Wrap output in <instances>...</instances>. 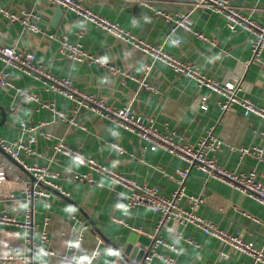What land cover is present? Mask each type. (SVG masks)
Returning <instances> with one entry per match:
<instances>
[{
	"label": "crops",
	"instance_id": "0c3cea01",
	"mask_svg": "<svg viewBox=\"0 0 264 264\" xmlns=\"http://www.w3.org/2000/svg\"><path fill=\"white\" fill-rule=\"evenodd\" d=\"M147 1L152 8L128 0H82L94 13L117 23L137 39L162 46L172 57L193 65L202 76L220 83L238 84L241 97L264 109V47L259 58L253 59L254 35L250 30L239 27L231 31L223 14L195 7L194 0ZM230 1L245 17L256 24H264V0ZM0 9L16 15L35 11L40 16L38 25L42 29V32L27 30L22 23L0 11L1 46L32 53L34 62L43 70L71 80L77 90L103 99L108 105L118 108L130 102L136 115L150 119L157 131L173 142L194 144L212 129L218 147L208 151V157L230 171H255L256 178L264 183V162L241 152L242 149H264V118L244 115L239 105H232L221 113L219 104L224 98L219 93L206 86L198 87L195 80L175 73L160 61L151 63L146 71L150 60L138 47L82 21L63 7L49 5L47 0H0ZM155 10L161 14H156ZM177 14L188 15L192 32L177 28L168 37L170 22L165 16ZM50 33L54 38L49 37ZM198 33L207 39L198 37ZM61 35L70 42L80 43L86 51L133 78L123 82L105 67L63 57L58 51ZM0 72L12 83L10 87L0 88V139L14 141L29 135L35 137L32 148L36 154L29 156L21 151V158L26 163L35 162L56 172L55 182L60 193L82 209L104 236V239L98 236L74 204L50 191V196L34 201L33 219L39 231L47 232L46 246L53 254L37 251L24 263L10 261L8 264H73L66 258L69 254L66 243L82 223H86L87 228L81 229L83 239L77 253L80 260L90 257L97 248L99 255L94 264H127L113 247L120 250L133 235L143 240L145 249L150 247L158 215L144 206L129 207L128 190L91 168L89 160L127 180L155 186L166 197L179 187L173 179L180 178L176 171L189 169L183 183L185 197L181 198L180 206L190 209L187 196L200 197L202 203L193 207L197 216L229 235L252 243L264 253V205L205 171L190 167L167 147L122 129L116 121L85 108L74 113L73 101L46 89L42 78L7 65L1 59ZM141 82L150 88L142 86ZM17 89L30 93L34 99L21 96ZM203 96L206 97L205 109L199 107ZM42 103L50 104L67 118L73 117L75 124L54 118L51 109L42 107ZM21 123L33 130L25 135ZM59 141L70 149H77L85 161L57 152L55 145ZM1 154L0 174L7 178V190L0 193V211L20 218L25 209L21 183L24 171ZM72 215L80 222L71 219ZM157 235L172 248L158 245L156 251L175 258L178 264H254L249 255L206 235L191 223L168 221L160 226ZM23 239L22 229L0 223L1 254L15 245L23 248ZM142 264L164 263L155 258Z\"/></svg>",
	"mask_w": 264,
	"mask_h": 264
},
{
	"label": "built area",
	"instance_id": "2783aa9c",
	"mask_svg": "<svg viewBox=\"0 0 264 264\" xmlns=\"http://www.w3.org/2000/svg\"><path fill=\"white\" fill-rule=\"evenodd\" d=\"M128 1H134L137 4H142L152 8V5H150L147 0ZM47 2L51 6L63 7L64 9L73 12L82 21L90 22L103 30L115 34L119 38L127 40L135 47H138L150 60V62L146 65V71L150 69L151 63L160 61L168 65L175 73L195 80L198 87L206 86L214 92L219 93L224 98L219 104V110L221 113L229 110L232 105H239L242 108L244 115L255 114L264 118L263 108L255 106L247 98H243L239 95L238 92L240 91V86L238 84L220 83L202 76L190 63L183 62L172 57L164 51L160 45H153L149 42L135 38L128 32L121 29L117 23L94 13L88 7L84 6L82 0H47ZM194 6L210 9L223 14L226 18V24L231 31H235L239 27H245L250 30L254 35V39L251 44L252 58H259L261 49L264 47V24H256L249 18L245 17L242 13H240L237 7L231 3L230 0H194ZM0 11L11 20L22 23L27 30L32 32H42V29L38 25V19L40 16L37 12L23 11L20 12L19 15H16L13 13H7L4 9H0ZM155 13L161 14V11L155 10ZM165 17L170 22V29L167 35L168 37H170L177 28H182L186 31L192 32L191 21L187 14H177L175 17L166 15ZM49 37L54 38V35L50 33ZM198 37L207 39L201 33H198ZM58 40V51L63 57L78 62L87 61L96 66L105 67L110 73L120 76L123 82L126 78H133L115 65L110 64L96 55L86 51L80 43L70 42L65 35H61ZM0 59L7 65L24 71L25 73L32 74L38 79L42 78L46 89L56 91L73 101L74 113H77L80 108H85L116 121L122 129L134 132L144 140L167 147L170 152L177 153L182 159H184L190 167H196L205 171L221 182L242 191L253 200L264 205V183L256 178L255 171H249L247 173L230 171L221 167L215 163L213 159L208 157L207 152L218 147L217 140L212 134V129H210L204 137L200 138L194 144H180L179 142H173L166 135L157 131L150 119L144 116L136 115L131 109L130 102L116 108L106 104L103 99H99L90 94L79 91L73 86L71 80L55 77L43 70L40 65L34 62V55L32 53L17 52L13 47L0 45ZM141 85L146 88H150L145 82H141ZM10 86H12V83L8 79L7 75L4 72H0V88H7ZM17 92L21 96L28 99H34V96L28 92L20 91L19 89H17ZM41 106L51 109L54 118L58 117L61 119H67L70 124H75L73 117L67 118L64 113L53 109L50 104L42 103ZM199 107L201 109L206 108L205 96L201 97ZM32 130V127H29L25 123H21V131L25 135L30 133ZM34 140L35 137L32 135H29L25 139L18 138L14 141H4L0 139V149L7 153L10 158L16 161L23 168L24 173L21 176V183L23 185L22 200L25 203V209L20 218L10 215L8 211H0V223L17 226L24 232L23 248L15 245L9 252L4 254L0 253V264H8L10 261H20L24 263L31 259L34 252L37 251L53 254L46 246L48 240L47 232L44 229L39 231L37 224L34 222L33 203L37 199H44L50 196L51 190L46 189L45 187L55 189L58 192H60V188L55 182V179L57 178L56 172L50 171L47 167L38 166L35 162L30 164L26 163L21 158V151H25L29 156H34L36 154L32 148ZM55 150L71 157L74 160L82 162L85 161L81 158L77 149H70L66 147L62 141H59L55 145ZM241 152L250 154L264 162V149H242ZM1 155L2 154L0 153V158ZM87 162L91 168L106 175L107 177H110L112 181L120 184L128 190L127 205L129 207L144 206L158 215V222L155 228L156 234L152 237V243L143 257L144 263H149L153 259L158 258L162 260L164 264H178L175 258L163 256L156 251V247L158 245H164L172 248V246L162 240L157 233L163 223L175 221L178 224L191 223L201 229L206 235L215 237L220 241L229 244L234 249L249 255L254 264H264V253L261 250L256 249L252 243H246L238 236L229 235L219 229L216 225L202 219L194 213L193 207L202 203L200 197L187 196V199L191 204L190 209H184L180 206L181 198L185 197L183 183L184 179L188 175L189 169L176 171V174L180 178L173 179L179 187L166 197L162 195L159 189L155 186L139 184L134 181L127 180L119 173H116L111 169H107L104 165L91 160ZM29 174L34 178V181L30 179L28 176ZM73 178L85 180L82 177L77 176H73ZM6 181L7 178L0 174V193L6 192ZM9 196L11 198L13 197L12 194H9ZM71 219L79 221L75 215H72ZM47 223L48 218L45 219V224ZM86 228L87 224L82 223L81 228H79L78 231L70 234L69 240L66 243V250L69 253L66 255V258L73 264H94V259L99 255V249L96 248L90 257L85 260H80L77 257L79 243L83 239L81 229ZM35 235L38 236L37 240L34 239ZM98 243L100 244L101 240H99ZM26 248H29L28 253L26 252ZM222 255L226 257L224 254Z\"/></svg>",
	"mask_w": 264,
	"mask_h": 264
},
{
	"label": "water",
	"instance_id": "95a60500",
	"mask_svg": "<svg viewBox=\"0 0 264 264\" xmlns=\"http://www.w3.org/2000/svg\"><path fill=\"white\" fill-rule=\"evenodd\" d=\"M1 114H2V117H4L3 116L4 115V111L1 110ZM0 152L3 153V155L6 157V159L9 162L14 163L15 165H17L21 169H23L21 167V165H19L16 161H14L12 158H10V156L7 153L3 152L1 149H0ZM28 176L30 177L31 180L34 181V178L30 174ZM43 187H45V186H43ZM45 188L51 190L52 192L56 193L57 195L61 196L64 199H66L68 202H71L72 204H74L75 207L78 209V211L84 216L86 221L90 224V226L98 234V236L104 239V236L102 235L100 230L97 228V226L95 225L93 220L82 209H80L74 202L69 200L62 193L58 192L55 189L47 188V187H45ZM142 241L141 240H137L136 237L133 235V236H131L130 239H128L123 244V246H122V248L120 250H118L116 247H113V249L117 252L119 257H121L124 260L125 263H127V264H142L143 257H144L145 253L148 251V248H149V247H147L145 249L144 244H142ZM136 243H138V246L135 245Z\"/></svg>",
	"mask_w": 264,
	"mask_h": 264
}]
</instances>
